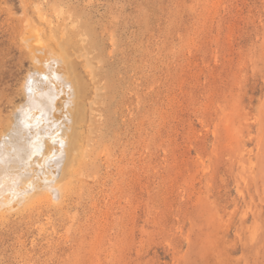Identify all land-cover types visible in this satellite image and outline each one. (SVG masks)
Listing matches in <instances>:
<instances>
[{
  "label": "rangeland",
  "instance_id": "obj_1",
  "mask_svg": "<svg viewBox=\"0 0 264 264\" xmlns=\"http://www.w3.org/2000/svg\"><path fill=\"white\" fill-rule=\"evenodd\" d=\"M52 64L70 139L56 176L25 161L45 188L0 208V264H264V0H0L10 155Z\"/></svg>",
  "mask_w": 264,
  "mask_h": 264
},
{
  "label": "bare ground",
  "instance_id": "obj_2",
  "mask_svg": "<svg viewBox=\"0 0 264 264\" xmlns=\"http://www.w3.org/2000/svg\"><path fill=\"white\" fill-rule=\"evenodd\" d=\"M32 37V36H31ZM41 38V37H40ZM41 41V40H40ZM26 45H28L27 43H26ZM30 46V45H29ZM51 46V45H50ZM49 46V47H50ZM47 48V47H46ZM51 48H53V47H51ZM42 49V48H41ZM45 49V48H44ZM40 50V52H42V51H46V50ZM49 50V49H48ZM31 52V51H30ZM57 52V51H56ZM34 53V52H33ZM43 53V52H42ZM52 53V52H51ZM44 54H46V53H44ZM42 55L44 58L46 57L45 55ZM52 54H54V52L52 53ZM34 55V54H33ZM51 55V54H50ZM37 56V55H36ZM39 56V55H38ZM42 56H39V57H42ZM39 57H35L36 58V60L35 61H37V58H39ZM42 57V60L43 61H45V59ZM49 57V55H47V59L48 60H52V63H56L55 62V58H56V56H51V57H55V58H51V59H49L48 58ZM60 57V56H59ZM40 59V58H39ZM64 59V58H63ZM41 60V61H42ZM42 61V62H43ZM54 61V62H53ZM64 61H65V59H64ZM58 62H59V60H58ZM43 63H45V62H43ZM42 63V64H43ZM43 65H46V64H43ZM42 65V66H43ZM50 65V64H49ZM56 65V64H55ZM55 65H53L52 64V67H51V70H49V71H51V73L49 74L50 75V77L52 78V79H50V77H49V79L47 80V82L44 80V78H43V76H42V78H43V80L45 81V82H42V81H40L39 82V80H38V78H32L28 83L30 84V87H28V88H31L33 91H30V93L31 92H34V97H33V99L32 100H30V101H32L30 104H31V106H33L34 108H32V109H37V110H31L30 108L31 107H29V109H30V111H32L35 115H34V118L33 119H31L32 117H33V115L30 117V116H28V118L30 117V119H28L27 118V116L25 115L26 113L23 111V113H25V114H23V113H21L22 115H24V116H22L21 114V116H22V118L19 120H16V121H22L20 124H21V126L18 128L17 127V136L15 137V138H13V139H15L14 140V142L13 143H15V147H16V149H14V151H15V154H12V155H10V153L7 151V150H5V149H3V148H0V208H2V209H4V208H6V206L8 207V206H10L11 204H14L13 202H15V200H17L18 198H20V200H21V197H24L25 195H26V193L28 192V193H30L31 191L30 190H32V189H34L35 187H36V185H38V183L37 182H40L41 181V179L43 178V177H41V179L40 178H38V179H40V181L39 180H36V181H34V182H36V184L33 182V181H31V182H29L30 183V185L28 186V188H24V187H26L27 185H28V182L26 181V180H28L30 177H34V175L35 174H33V173H35V171L37 170L38 171V169H34V167L36 168V166H34L35 164H36V161H33V162H31V163H34V167L33 166H31L32 164H30V168H32L33 167V169H29V166H28V161L27 162H25L27 159H29V158H31L32 157V159H34L35 160V158H33V157H36V160H37V162L39 161V160H41V158H39V160L37 159L38 158V156L39 157H42V160H43V162H45V163H47V165H48V169H49V171L48 172H50L52 175H54V176H56V174H57V172H58V168H59V165H60V160L59 159H64V157H62V151H63V148H64V144L66 145V143H65V138L67 137V135H66V133H65V130L63 129L64 127H65V129H66V126H68V124L66 123L68 120H72V119H68L66 122H65V125H64V127L61 129V125H63V124H61L60 125V128H53V125L52 126H49V125H47L48 123H50L51 122V119L49 118V116H50V114L52 115H54L56 112L58 113V115H59V113H61L60 115H62L63 116V114L62 113H64V110H62V109H64V108H66L65 107V105H69V106H73L74 107V109H75V106L73 105V102H72V100L71 99H73V98H71V97H73V96H69L68 95V97H66V99H64L65 97H62L63 99V103H62V109H61V111H63V112H60V110H58L57 109V106L58 105H56L55 107H51V106H53V105H55L56 104V102L54 103V101H55V99L57 98L58 99V97L60 96V93L59 94H57V95H54V92H53V89L54 88H56L57 89V93L58 92H60L61 90H62V87H65L64 89L66 90V91H69V90H67L68 88H67V86L65 85V83H64V81L65 80H63L62 79V75H64L63 73H62V70H61V72L59 71V73H62L61 74V76H60V74L57 72V68H56V66ZM57 65L59 66V63H57ZM37 66V65H36ZM35 66V67H36ZM47 66V68H48V65H46ZM51 66V65H50ZM55 66V67H54ZM62 66H64V67H68L69 66V64H68V66H67V64H66V66L65 65H61L60 66V68H62ZM34 67V68H35ZM45 67V66H44ZM37 68V67H36ZM41 68V67H40ZM39 67H38V69H40ZM50 68V67H49ZM56 68V69H55ZM59 68V69H60ZM69 69H70V66L68 67ZM36 70V72H38V71H40V70ZM55 69V70H54ZM66 69V68H65ZM54 70V71H53ZM44 71H45V68H44ZM56 71V72H55ZM63 71H64V73H65V71L66 70H64L63 69ZM68 71V70H67ZM67 71H66V73H67ZM41 72H43V71H41ZM41 72H39V73H41ZM45 72H47V70L45 71ZM45 72H43L42 74L43 75H45L46 76V74H44ZM65 73V74H66ZM68 75V74H67ZM30 76H32V75H30ZM40 76V75H39ZM48 76V75H47ZM46 76V77H47ZM45 77V78H46ZM54 77V78H53ZM69 77L71 78V76H70V73H69ZM67 78V77H66ZM49 80L50 81H52V82H54L53 83V85H54V87H51V83L49 82ZM69 81V80H68ZM71 81H73L72 80V78H71ZM27 82V81H26ZM28 83H26L27 85H28ZM45 83H47L48 85H50V86H48V85H46V86H43ZM38 84H40V85H38ZM69 84V83H68ZM70 85H71V83H70ZM70 85H68V87L70 86ZM73 86V85H72ZM59 87H60V89H59ZM71 87V86H70ZM72 88V87H71ZM25 89V88H24ZM27 89V88H26ZM31 89H28V90H31ZM55 89V90H56ZM63 89V91H65ZM28 90H26V91H28ZM72 90H73V88H72ZM74 90H75V88H74ZM25 91V92H26ZM65 91V92H66ZM27 94H29L28 92H26ZM69 93V92H68ZM30 95V94H29ZM32 95V94H31ZM73 95V94H72ZM33 96V95H32ZM61 97H59L60 99H61ZM29 98V97H28ZM56 99V100H57ZM59 100V99H58ZM75 101V100H74ZM27 105H28V101H26L25 102ZM25 103H22V105H21V107L23 106L24 107V104ZM54 103V104H53ZM58 103H60V100L58 101ZM77 103V102H76ZM26 104H25V106H26ZM30 104H29V106H30ZM72 104V105H71ZM75 104V103H74ZM76 105V104H75ZM77 106V105H76ZM21 107L19 108V110H21ZM22 107V108H23ZM27 107V106H26ZM26 107L24 108V110H28V109H26ZM53 109V113H51V110H49V109ZM55 108V109H54ZM59 108V107H58ZM17 109V108H16ZM70 110V112H71V109H69ZM22 111V110H21ZM56 111V112H55ZM59 111V112H58ZM32 112H30V113H32ZM75 112V111H74ZM29 113V114H30ZM78 113H79V111H78ZM67 114V113H66ZM64 115H65V113H64ZM71 115V114H70ZM70 115H69V117H70ZM56 116V115H55ZM62 116H61V118H62ZM68 116V115H67ZM77 116V115H76ZM53 119L55 118L54 116H51ZM80 117V116H79ZM61 118L59 119V117L58 118H55L57 121H59V120H61ZM17 119V118H16ZM40 119H42V120H40ZM63 120H64V118H62ZM66 119V118H65ZM43 120H45L44 121V123L45 122H47L46 123V126H45V124L44 123H40V121H43ZM63 120L61 121L62 123H64L63 122ZM14 121H15V119H14ZM50 121V122H49ZM70 121H68V122H70ZM18 122V123H19ZM36 122V123H35ZM54 122H56V121H54ZM61 122H59V124L61 123ZM75 122V121H74ZM13 124V123H12ZM37 124V125H36ZM67 124V125H66ZM15 125V124H14ZM16 127V126H15ZM42 127V128H41ZM11 128V127H10ZM40 129V131H38ZM46 129H48V130H46ZM57 129V130H56ZM68 130L70 129V127L69 128H67ZM72 129V128H71ZM13 130V129H12ZM68 130H66V131H68ZM10 131V130H9ZM42 131L44 132L43 134H42ZM6 132V131H5ZM5 132H3L4 134H5ZM69 132V131H68ZM67 132V134L69 135V136H71V138H72V135H73V131H71L72 132V135H70L69 133ZM10 134V133H9ZM11 135V134H10ZM75 135L77 136V134L75 133ZM74 135V136H75ZM3 136H5V135H3ZM7 136V135H6ZM45 136H46V138H49V142H51V143H49V146H50V144H52L49 148H48V146H47V148H46V151L44 152V154H42L43 152L41 151V150H45V148H43L42 149V144H41V140L42 139H44L45 138ZM66 136V137H65ZM75 136V137H76ZM8 137V136H7ZM11 137V136H10ZM74 137V138H75ZM78 137V136H77ZM69 137H67V139H68ZM79 138V137H78ZM66 139V140H67ZM70 139V138H69ZM4 141V140H3ZM6 142V141H5ZM8 142V141H7ZM44 144H45V142H44ZM45 145H47V143L45 144ZM67 146V145H66ZM6 148V147H5ZM65 150V149H64ZM64 152V151H63ZM65 153L67 154V152H66V150H65ZM60 157H62V158H60ZM67 157V156H66ZM64 162V161H63ZM63 162H61V163H63ZM41 163H40V161H39V165H40ZM43 164H41V166H42ZM63 165H64V163H63ZM44 166V165H43ZM43 168V167H42ZM46 167L44 166V169H45ZM61 169V168H60ZM59 169V170H60ZM20 170H21V172H22V174L20 173ZM46 170V169H45ZM24 172H28V175L27 174H25ZM24 173V174H23ZM40 173V172H39ZM45 173V172H44ZM37 174V173H36ZM41 174H42V172H41ZM60 174V173H59ZM37 175H35V177H36ZM43 176V175H42ZM38 177H39V175H38ZM49 178H50V180L52 179L53 180V178H51L50 176H48ZM60 179V178H59ZM27 182V184H25ZM33 182V183H32ZM53 182H55L54 180H53ZM52 182V183H53ZM41 183H42V181H41ZM44 183V182H43ZM42 183V184H43ZM58 183V182H57ZM23 184H25V186L23 185ZM34 184H35V186H34ZM51 184V183H50ZM50 184H48L47 186L49 187V188H53L54 190V195H53V197L55 196V197H58V195H59V193L58 192H60V187H59V185H58V190H57V188L56 187H54L53 185H50ZM22 185L24 186V187H22ZM39 186H41V185H39ZM43 186V188H45L44 187V184L42 185ZM41 186V187H42ZM34 187V188H33ZM38 189V188H37ZM42 189V188H41ZM46 189H47V187H46ZM30 191V192H29ZM35 191V190H34ZM28 193H27V196H28ZM31 194V193H30ZM32 194H34V192H32ZM31 194V196H33ZM31 196H28V197H31ZM34 197V196H33ZM25 198H27V197H25ZM20 200H19V202H20ZM56 201V200H55ZM18 202V203H19ZM21 203V202H20ZM22 203H23V201H22ZM26 203V202H25ZM24 203V205H26ZM15 204H17V203H15ZM17 205H19V204H17ZM21 205V204H20ZM19 205V206H20ZM5 206V207H4ZM18 206V207H19ZM4 207V208H3ZM9 208V207H8ZM7 209V208H6ZM12 208H11V206H10V208H9V210H11ZM6 211H8V209L6 210ZM3 213V212H2ZM5 213V212H4Z\"/></svg>",
  "mask_w": 264,
  "mask_h": 264
}]
</instances>
